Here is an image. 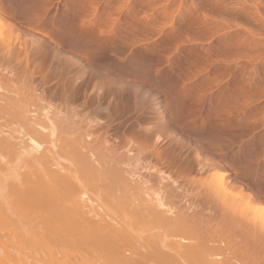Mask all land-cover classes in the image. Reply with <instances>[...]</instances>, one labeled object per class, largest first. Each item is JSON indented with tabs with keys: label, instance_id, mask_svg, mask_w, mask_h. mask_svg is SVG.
Here are the masks:
<instances>
[{
	"label": "rangeland",
	"instance_id": "rangeland-1",
	"mask_svg": "<svg viewBox=\"0 0 264 264\" xmlns=\"http://www.w3.org/2000/svg\"><path fill=\"white\" fill-rule=\"evenodd\" d=\"M0 43L13 51L0 52V94L96 121L91 145L106 162L132 155L127 179V169L158 164L169 206L202 215L193 241L216 236L217 225L226 235L231 216L263 228L264 0H0ZM258 245L249 264H264Z\"/></svg>",
	"mask_w": 264,
	"mask_h": 264
},
{
	"label": "bare ground",
	"instance_id": "bare-ground-1",
	"mask_svg": "<svg viewBox=\"0 0 264 264\" xmlns=\"http://www.w3.org/2000/svg\"><path fill=\"white\" fill-rule=\"evenodd\" d=\"M2 45L0 52L5 50L9 57L12 48ZM0 96V264H249L254 246L264 245V226H246L232 216L225 219V225L233 234L227 230L224 235L216 224L217 229L212 230L216 236L193 241L202 234L197 229L202 215L189 216L169 206V177L156 168L158 164L150 169L138 167L141 172L149 171L148 177L137 168L127 169V179L125 163L132 155L110 157L111 162H106L102 148L91 145L96 121L95 125L83 117L72 121L61 109L54 111L38 103L32 106L24 96ZM155 157L156 163L162 161L160 154ZM123 165L125 172L120 174ZM226 187L240 204L248 206L250 198L242 189L235 193L232 183ZM87 192L96 197H88ZM212 196L205 192L202 204H210ZM97 207L102 213L109 208L113 212L105 216ZM209 220L207 226L211 225ZM144 224L150 231L145 241L140 232L136 234L139 225L145 233ZM169 235L176 241L166 247L163 241L170 240ZM48 239L57 241L50 243ZM66 246L76 251H65Z\"/></svg>",
	"mask_w": 264,
	"mask_h": 264
}]
</instances>
